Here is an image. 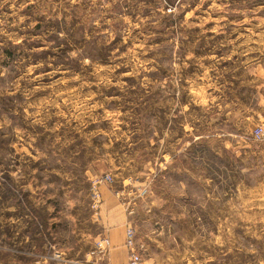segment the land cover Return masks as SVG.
Returning <instances> with one entry per match:
<instances>
[{"label":"rangeland","instance_id":"obj_1","mask_svg":"<svg viewBox=\"0 0 264 264\" xmlns=\"http://www.w3.org/2000/svg\"><path fill=\"white\" fill-rule=\"evenodd\" d=\"M260 126L264 0H0V264H90L102 186L143 264H264Z\"/></svg>","mask_w":264,"mask_h":264},{"label":"crops","instance_id":"obj_2","mask_svg":"<svg viewBox=\"0 0 264 264\" xmlns=\"http://www.w3.org/2000/svg\"><path fill=\"white\" fill-rule=\"evenodd\" d=\"M103 204L99 223L102 225V235L110 239V249L103 264H127L129 249L126 246V229L129 216L117 197L108 187H101ZM99 235L96 240L102 238Z\"/></svg>","mask_w":264,"mask_h":264},{"label":"built area","instance_id":"obj_3","mask_svg":"<svg viewBox=\"0 0 264 264\" xmlns=\"http://www.w3.org/2000/svg\"><path fill=\"white\" fill-rule=\"evenodd\" d=\"M255 136L258 140L264 141V128L257 127L255 129ZM110 176L102 177L100 181L106 180ZM93 208H99L101 201L100 194L95 192L93 194ZM126 246L129 249V260L127 264H143V258L140 253L139 247L136 243V229L129 224L126 229ZM110 249V239L106 236L99 238L96 241L95 250L92 252L93 260L90 264H103L104 259L107 257Z\"/></svg>","mask_w":264,"mask_h":264}]
</instances>
